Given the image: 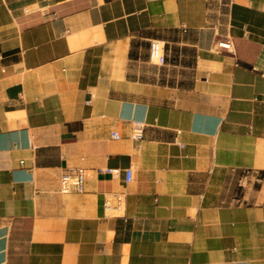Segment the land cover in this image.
I'll return each instance as SVG.
<instances>
[{"label": "crops", "instance_id": "0c3cea01", "mask_svg": "<svg viewBox=\"0 0 264 264\" xmlns=\"http://www.w3.org/2000/svg\"><path fill=\"white\" fill-rule=\"evenodd\" d=\"M0 264H264V0H0Z\"/></svg>", "mask_w": 264, "mask_h": 264}, {"label": "built area", "instance_id": "2783aa9c", "mask_svg": "<svg viewBox=\"0 0 264 264\" xmlns=\"http://www.w3.org/2000/svg\"><path fill=\"white\" fill-rule=\"evenodd\" d=\"M217 46L226 51L232 52V43L228 40L219 41ZM150 59L155 60L158 63H162L164 59L163 45L157 40L150 42ZM143 126L142 124H134L131 130V138L133 140L139 141L142 138ZM113 138H118L117 133H112ZM250 170H242L240 176L237 180V185L243 187V184L250 177ZM87 173L84 168H73L64 172L59 181V191L63 194H68L71 192L82 193L84 190V184L86 181ZM132 178V167L130 166L125 170V180L129 182ZM115 200V206H118L122 200L121 195L116 194L113 196ZM112 206L111 200H107L104 204L106 210H110L115 207Z\"/></svg>", "mask_w": 264, "mask_h": 264}]
</instances>
